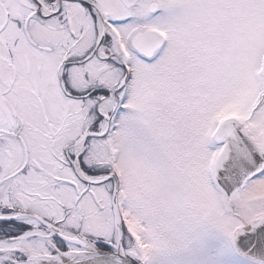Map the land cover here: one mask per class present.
Instances as JSON below:
<instances>
[{
    "label": "snow or ice",
    "instance_id": "6c2138e0",
    "mask_svg": "<svg viewBox=\"0 0 264 264\" xmlns=\"http://www.w3.org/2000/svg\"><path fill=\"white\" fill-rule=\"evenodd\" d=\"M0 264H264V0H0Z\"/></svg>",
    "mask_w": 264,
    "mask_h": 264
}]
</instances>
